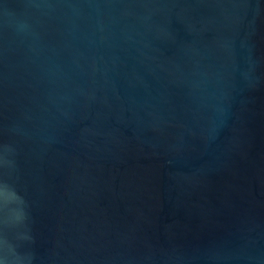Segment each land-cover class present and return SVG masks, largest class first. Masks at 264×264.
Returning a JSON list of instances; mask_svg holds the SVG:
<instances>
[{
  "label": "water",
  "instance_id": "1",
  "mask_svg": "<svg viewBox=\"0 0 264 264\" xmlns=\"http://www.w3.org/2000/svg\"><path fill=\"white\" fill-rule=\"evenodd\" d=\"M0 264H264V0H0Z\"/></svg>",
  "mask_w": 264,
  "mask_h": 264
}]
</instances>
